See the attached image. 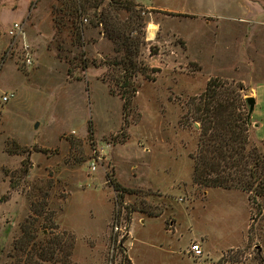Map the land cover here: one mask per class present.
<instances>
[{
	"label": "rangeland",
	"instance_id": "374dc122",
	"mask_svg": "<svg viewBox=\"0 0 264 264\" xmlns=\"http://www.w3.org/2000/svg\"><path fill=\"white\" fill-rule=\"evenodd\" d=\"M62 1L0 0V101L14 94L0 102V264H198L194 242L206 264H264V197L193 181V97L210 77L249 95L243 55L222 50L215 24L154 25L136 0L87 8L79 44ZM112 5L121 21L140 16L124 110L112 63L121 52L96 23ZM14 22L20 37L7 33ZM22 226L37 233L25 250Z\"/></svg>",
	"mask_w": 264,
	"mask_h": 264
},
{
	"label": "trees",
	"instance_id": "16d2710c",
	"mask_svg": "<svg viewBox=\"0 0 264 264\" xmlns=\"http://www.w3.org/2000/svg\"><path fill=\"white\" fill-rule=\"evenodd\" d=\"M102 1H62L61 21H69V27L75 32L79 44H82V35L80 26L76 24L77 19L87 12V8L94 6L97 9ZM110 3H114V0H110ZM113 8L116 14H106V10L103 9L96 23L105 22V25H101L108 37L115 41L117 52H121L119 59L112 63L119 69V74L114 79L118 87L115 92L121 98L124 110L129 107L137 90L133 76L139 71V62L135 57L139 53L140 40L138 36H131V33L137 29L134 23L139 15L129 16L126 21H121L122 18L118 15L121 6L116 5ZM107 18L111 20L114 18L113 22ZM140 19L144 22L142 18ZM155 28L156 26H152L153 33ZM87 65L85 59L84 66ZM244 90L245 87L240 81L210 77L203 92L193 97L195 106L190 115L200 122L198 149L193 154V181L208 187L248 192L249 199L255 203L259 197H264V139L255 136L254 127L257 123L252 119L255 98L244 93ZM112 183L116 190L122 193L128 191L118 182ZM21 230L19 248L25 250L30 243H35L37 233L26 226H22ZM32 258L30 256L29 261L23 264L36 263Z\"/></svg>",
	"mask_w": 264,
	"mask_h": 264
},
{
	"label": "crops",
	"instance_id": "0c3cea01",
	"mask_svg": "<svg viewBox=\"0 0 264 264\" xmlns=\"http://www.w3.org/2000/svg\"><path fill=\"white\" fill-rule=\"evenodd\" d=\"M136 2L153 14L151 23L154 25L171 24L173 20L181 19L185 24H199L200 28L203 24H215L221 29L225 39L221 40L222 50L235 52L238 58L243 55L248 79L246 83L242 81L248 87L249 96L255 98L252 119L257 125L254 133L258 139H264V0Z\"/></svg>",
	"mask_w": 264,
	"mask_h": 264
},
{
	"label": "built area",
	"instance_id": "2783aa9c",
	"mask_svg": "<svg viewBox=\"0 0 264 264\" xmlns=\"http://www.w3.org/2000/svg\"><path fill=\"white\" fill-rule=\"evenodd\" d=\"M8 35H10L11 37H20L21 35L24 34L23 30H22V26L21 24H19L18 22H14L12 27H9L7 30ZM28 62H30V60L28 59ZM14 96L13 93H3L1 96V101L0 102H7L9 99H11ZM96 161H92L91 163V170H95L96 168ZM188 252L190 253V256L197 260L198 264H206L205 259V254L204 251L201 247V245L197 242H194L191 244L190 248L188 249Z\"/></svg>",
	"mask_w": 264,
	"mask_h": 264
},
{
	"label": "water",
	"instance_id": "95a60500",
	"mask_svg": "<svg viewBox=\"0 0 264 264\" xmlns=\"http://www.w3.org/2000/svg\"><path fill=\"white\" fill-rule=\"evenodd\" d=\"M37 125V124H36Z\"/></svg>",
	"mask_w": 264,
	"mask_h": 264
}]
</instances>
